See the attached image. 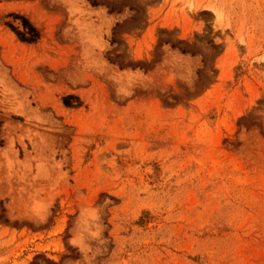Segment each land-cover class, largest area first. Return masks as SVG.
Here are the masks:
<instances>
[{
	"label": "rangeland",
	"instance_id": "1",
	"mask_svg": "<svg viewBox=\"0 0 264 264\" xmlns=\"http://www.w3.org/2000/svg\"><path fill=\"white\" fill-rule=\"evenodd\" d=\"M0 264H264V0H0Z\"/></svg>",
	"mask_w": 264,
	"mask_h": 264
},
{
	"label": "trees",
	"instance_id": "2",
	"mask_svg": "<svg viewBox=\"0 0 264 264\" xmlns=\"http://www.w3.org/2000/svg\"><path fill=\"white\" fill-rule=\"evenodd\" d=\"M94 5V1L91 2ZM14 17L16 18H20L22 20V24L24 25V27L28 30V33H30L31 36L26 37V33L24 31H15L16 34L18 35V37L22 40V41H27V42H32L37 38V30L35 29L34 26H32L27 20L26 18L22 17V16H18L15 15ZM14 29V28H12ZM70 96H66L64 97V104L67 105V100Z\"/></svg>",
	"mask_w": 264,
	"mask_h": 264
}]
</instances>
